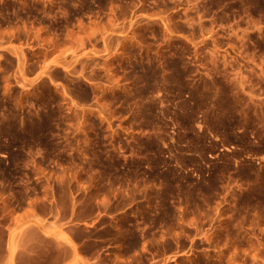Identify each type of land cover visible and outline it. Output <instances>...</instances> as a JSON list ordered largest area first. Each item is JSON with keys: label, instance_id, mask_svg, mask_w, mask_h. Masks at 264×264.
Wrapping results in <instances>:
<instances>
[{"label": "rangeland", "instance_id": "1", "mask_svg": "<svg viewBox=\"0 0 264 264\" xmlns=\"http://www.w3.org/2000/svg\"><path fill=\"white\" fill-rule=\"evenodd\" d=\"M11 219L8 264H264V0H0Z\"/></svg>", "mask_w": 264, "mask_h": 264}, {"label": "crops", "instance_id": "2", "mask_svg": "<svg viewBox=\"0 0 264 264\" xmlns=\"http://www.w3.org/2000/svg\"><path fill=\"white\" fill-rule=\"evenodd\" d=\"M15 226V222L11 219L9 220V224L7 226L4 227V251L3 254L1 255L0 258V264H8V256H9V251L7 249V243L8 241L11 240V229ZM14 240H25V235L22 238H19L16 236V238H14ZM16 261V260H15Z\"/></svg>", "mask_w": 264, "mask_h": 264}]
</instances>
